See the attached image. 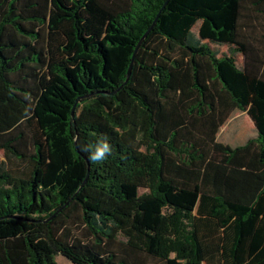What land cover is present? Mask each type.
<instances>
[{"label": "trees", "instance_id": "1", "mask_svg": "<svg viewBox=\"0 0 264 264\" xmlns=\"http://www.w3.org/2000/svg\"><path fill=\"white\" fill-rule=\"evenodd\" d=\"M245 3L264 17V0H0V264H264ZM234 110L258 136L233 149L217 133Z\"/></svg>", "mask_w": 264, "mask_h": 264}, {"label": "rangeland", "instance_id": "2", "mask_svg": "<svg viewBox=\"0 0 264 264\" xmlns=\"http://www.w3.org/2000/svg\"><path fill=\"white\" fill-rule=\"evenodd\" d=\"M242 28L240 29L241 39L247 44L248 49L250 50L249 56L251 60H246V58L241 54H235L236 64L239 68H243L246 63H249L252 66L259 67L260 71L264 73V17L257 13L253 8L250 7L248 3L244 4V8L242 10V19H241ZM198 26L197 25L193 30V34L197 37L198 36ZM213 49V51L218 53V56L228 55L230 54V49L228 46L222 45H212L209 44ZM258 59V60H257ZM256 60V61H255ZM262 61V64H259L258 61ZM238 119L240 122L246 118V114L243 112H238ZM246 127L244 126V129ZM247 129V128H246ZM236 134L235 131L233 133L225 132L222 135L223 138L229 136L233 137ZM248 136L252 140L257 139V134L254 130L248 131ZM3 158V155H1ZM9 168L11 170H21L24 168V165H17L16 162H9ZM145 190H140V193H144ZM141 210L145 213V217H147L149 222L153 224V227L157 225L160 221L161 216L163 215V209L160 207L159 204L155 203H148L141 206ZM145 220V221H146ZM120 240H123L120 237ZM143 257V256H142ZM57 264H73L70 262L66 257L62 255H58L56 257ZM145 264H158V262L152 259H146ZM169 264H188L186 261L177 260L173 255L170 258Z\"/></svg>", "mask_w": 264, "mask_h": 264}, {"label": "crops", "instance_id": "3", "mask_svg": "<svg viewBox=\"0 0 264 264\" xmlns=\"http://www.w3.org/2000/svg\"><path fill=\"white\" fill-rule=\"evenodd\" d=\"M238 112H243L240 110H234L229 118L226 120V122L221 126L217 133V141L223 145L229 146L231 148H237L246 145L250 140H252L248 136V131L254 130L257 134L256 127L254 125V122L252 119L248 116L246 112H243L246 114V118L243 119L242 122H240L238 119ZM244 126L247 128L244 129ZM228 130V132L233 133V131L236 132V134H233L234 136L231 137L228 135V137L223 138L222 135L225 134V132ZM258 136V135H257Z\"/></svg>", "mask_w": 264, "mask_h": 264}, {"label": "clouds", "instance_id": "4", "mask_svg": "<svg viewBox=\"0 0 264 264\" xmlns=\"http://www.w3.org/2000/svg\"><path fill=\"white\" fill-rule=\"evenodd\" d=\"M85 151L88 149L85 148ZM111 154V146L109 143L105 142L102 143V145H97L95 147V150L92 151L88 157V159L93 163V164H98L102 163L108 155Z\"/></svg>", "mask_w": 264, "mask_h": 264}, {"label": "water", "instance_id": "5", "mask_svg": "<svg viewBox=\"0 0 264 264\" xmlns=\"http://www.w3.org/2000/svg\"><path fill=\"white\" fill-rule=\"evenodd\" d=\"M150 32V29L144 34V36L142 37V39L140 40V42L138 43L135 51H134V54H133V57H132V62H131V65H130V68H129V71H128V76L130 75L131 73V69H132V66H133V62H134V59H135V56H136V53H137V50L138 48L140 47L142 41L147 37V35L149 34ZM75 108V107H74ZM72 116H74V109H73V113H72Z\"/></svg>", "mask_w": 264, "mask_h": 264}]
</instances>
